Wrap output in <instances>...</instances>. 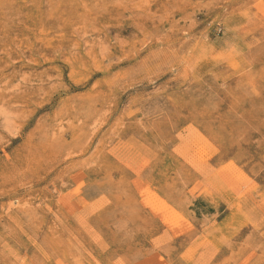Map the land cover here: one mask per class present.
I'll return each instance as SVG.
<instances>
[{
  "label": "rangeland",
  "instance_id": "rangeland-1",
  "mask_svg": "<svg viewBox=\"0 0 264 264\" xmlns=\"http://www.w3.org/2000/svg\"><path fill=\"white\" fill-rule=\"evenodd\" d=\"M0 264H264V0H0Z\"/></svg>",
  "mask_w": 264,
  "mask_h": 264
},
{
  "label": "bare ground",
  "instance_id": "bare-ground-1",
  "mask_svg": "<svg viewBox=\"0 0 264 264\" xmlns=\"http://www.w3.org/2000/svg\"><path fill=\"white\" fill-rule=\"evenodd\" d=\"M197 161V160H196ZM200 161V160H199ZM152 259V258H151ZM161 262V261H160Z\"/></svg>",
  "mask_w": 264,
  "mask_h": 264
}]
</instances>
